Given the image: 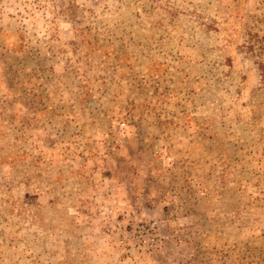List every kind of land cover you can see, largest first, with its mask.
<instances>
[{"label": "rangeland", "instance_id": "obj_1", "mask_svg": "<svg viewBox=\"0 0 264 264\" xmlns=\"http://www.w3.org/2000/svg\"><path fill=\"white\" fill-rule=\"evenodd\" d=\"M264 0H0V264H264Z\"/></svg>", "mask_w": 264, "mask_h": 264}, {"label": "trees", "instance_id": "obj_2", "mask_svg": "<svg viewBox=\"0 0 264 264\" xmlns=\"http://www.w3.org/2000/svg\"><path fill=\"white\" fill-rule=\"evenodd\" d=\"M260 69L262 71V76L264 77V63L260 65Z\"/></svg>", "mask_w": 264, "mask_h": 264}]
</instances>
